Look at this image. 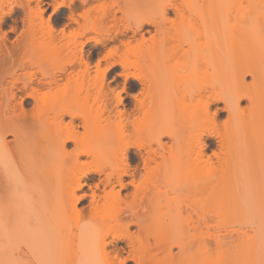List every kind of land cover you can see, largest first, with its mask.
Listing matches in <instances>:
<instances>
[{"label": "bare ground", "instance_id": "bare-ground-1", "mask_svg": "<svg viewBox=\"0 0 264 264\" xmlns=\"http://www.w3.org/2000/svg\"><path fill=\"white\" fill-rule=\"evenodd\" d=\"M51 1L0 0V234L55 223L70 264H264L241 156L264 159V0Z\"/></svg>", "mask_w": 264, "mask_h": 264}, {"label": "rangeland", "instance_id": "rangeland-1", "mask_svg": "<svg viewBox=\"0 0 264 264\" xmlns=\"http://www.w3.org/2000/svg\"><path fill=\"white\" fill-rule=\"evenodd\" d=\"M4 1V5L2 6L3 9H6L13 3V1H19V0H2ZM59 1V0H58ZM179 3H183L181 8L185 12L184 15L188 16L189 11L186 8L184 1L185 0H177ZM197 1L198 5L200 3V0H192ZM249 7V3H247L245 0L242 1L238 6L235 8V14L238 12H244L247 11ZM116 7H112L113 10H115ZM152 12V11H151ZM96 14H94L95 16ZM121 13L117 12V23L114 27H112V24H108L107 28H110L111 30H116V28H122L123 26L130 25L129 23L125 22L124 20H121ZM145 29L152 30L151 27H146ZM152 34V33H151ZM147 36V35H145ZM88 49V48H87ZM114 72L111 74L109 78L113 76ZM119 82H121V79H118ZM251 82L250 78L246 79V83L249 84ZM125 103L126 100L128 101L129 97L126 98V96H123ZM246 102H243L241 106H245ZM168 109L170 112H173L176 117V114L178 112L177 107L174 104H170L169 106L164 107V109L161 107V110ZM190 108L187 110L188 115L192 118V122H197L195 116H199L201 119L200 121L207 122V119L203 117L202 113L200 111ZM227 114L223 113L219 118L216 119L215 123L217 124L216 129L220 132H226L227 130H231L232 128V120H227ZM209 120V119H208ZM209 122V121H208ZM210 124V123H209ZM237 134H235L236 136ZM126 141L130 140L129 137L126 135ZM139 139V138H138ZM133 140V138L131 139ZM261 153L259 151V148H253L250 151H243L241 153V156L243 158V161L245 162V167L247 173L251 176L249 178L250 183H256L257 180L256 177L260 175H264V159H260ZM87 189L84 188L83 191L79 192L78 194L84 193ZM87 201H82L79 206L83 207L86 206ZM56 228L55 223H51L49 225V229L46 233L43 231H40L38 229H32L31 231L27 233H22L21 231H15L14 227L6 228L3 230L0 234V264H70L69 262V253L65 249L64 245V232L61 229V236L62 239L59 238L56 240L55 244L50 245L47 243L45 237L47 236V233L50 234L54 229ZM50 252H54V255L51 259H48V254ZM213 264H219L217 261H211Z\"/></svg>", "mask_w": 264, "mask_h": 264}, {"label": "flooded vegetation", "instance_id": "flooded-vegetation-1", "mask_svg": "<svg viewBox=\"0 0 264 264\" xmlns=\"http://www.w3.org/2000/svg\"><path fill=\"white\" fill-rule=\"evenodd\" d=\"M53 5L54 4L51 0H44V8H45L46 17L52 14ZM67 14H68V11L65 8H60L59 12L52 17L53 23L59 28L62 27L67 22L66 20ZM14 18H16L15 24H13L12 22ZM21 19H22V13L19 9H17V12L13 16L5 19L4 27L8 29L10 26H15L17 27V29L20 30L22 28ZM126 102L128 104L130 102V99H128V101L126 100Z\"/></svg>", "mask_w": 264, "mask_h": 264}]
</instances>
